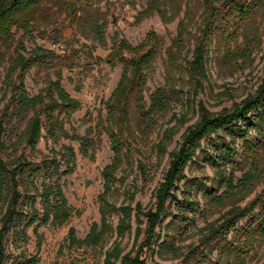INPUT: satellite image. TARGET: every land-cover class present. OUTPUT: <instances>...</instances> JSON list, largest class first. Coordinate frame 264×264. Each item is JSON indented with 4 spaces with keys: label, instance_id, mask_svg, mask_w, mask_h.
I'll return each mask as SVG.
<instances>
[{
    "label": "rangeland",
    "instance_id": "obj_1",
    "mask_svg": "<svg viewBox=\"0 0 264 264\" xmlns=\"http://www.w3.org/2000/svg\"><path fill=\"white\" fill-rule=\"evenodd\" d=\"M149 1L82 0L75 15L49 0L30 13L31 35L24 34L21 28L17 29L13 40L0 46V114L7 104L10 111L13 110L12 91L4 93L2 80L12 61L17 42L23 40L27 50L42 46L54 51V57L47 60V63L34 65L26 73L25 86L28 92L31 95L41 92L51 79L57 78V72L61 71V84L82 104L66 120L65 128L70 133L84 134L86 128L96 124L99 115H105L102 102L108 99L120 78L122 63L110 64L106 61L113 44L124 38L136 45L150 29L162 36L163 50L157 56L147 79L144 109L149 108L150 94L162 87L170 91V104L166 109L150 114V120H146L147 113L142 114L134 107V97L131 96L128 103V125L123 132L128 161L118 172L123 180L117 182L119 188L112 194V199L117 204L125 202L134 206L139 202L145 210L154 207L155 189L168 167L169 152L180 142L186 128L197 119L199 105L203 103L214 112L230 108L254 92L264 76V0H241L247 11L235 12L233 9V17L227 11L229 2L220 1L213 28L206 39L203 35V22L207 14L203 0H160L164 14L152 10L140 19ZM183 17L187 22V30L183 39L177 41L178 22ZM103 21L106 27L104 39L101 40L94 24ZM202 39H205V44L201 47L204 57L202 67L198 68L196 49ZM169 49L176 51L177 58L175 66L170 68ZM126 55L129 57L132 53L126 52ZM32 113L33 110L28 115ZM24 125L25 122H15L14 127L9 129L8 141ZM251 132L246 138L234 136L239 152L231 156L238 165L234 170V182L248 168L241 152L243 142L248 138H255V132ZM165 133L169 134L167 149L161 154L157 151V145ZM91 136L95 138L93 156L81 153L79 143L65 137L57 141L43 138L37 146L39 152L31 151L24 144L19 146L16 153L11 148L6 151L9 160L23 152L37 161L43 153H48L51 148L60 149L62 145H71L76 151V169L62 177L63 189L74 208V214L62 227H40L44 240L38 264H105V250L114 237L103 246L95 247H69L65 241L69 228L74 227L78 237L83 238L91 224L100 217L98 195L103 189L101 171L110 162L113 153L106 133H101L99 138L97 133ZM225 137L226 141L232 139V135L224 131L207 139L204 142L206 148L186 166L188 181L180 183L186 182L178 193L180 197L191 199L193 205L198 206V212L189 230L183 234L177 233L175 246L180 247V251L175 252L172 247L158 251L157 245L152 249L145 248L143 255L148 261L155 258L166 264H185L186 261L193 264L198 260L194 255H202L203 250L207 254L203 264H217L220 260L223 251L217 249L213 253L209 252L214 243L201 244L203 227L222 217L233 203L243 205L251 200L264 186L263 181H258L250 188H238L223 203H216L205 193L210 190L219 195L227 188L220 181L213 164L214 158H224L221 167H225V175H229L231 160L227 159L226 154L223 155L220 146H214L218 143L222 145ZM91 151L90 148L89 153ZM260 157L264 168V147L260 150ZM172 207L175 208L176 204L173 203ZM174 210L177 211L176 208ZM170 218L163 224L169 222ZM117 220L118 216L115 215L114 223ZM143 221L142 229L146 227V219L143 218ZM183 226L184 224H180L176 229L179 231ZM30 234L32 238L29 249L33 252L36 250V238L31 229ZM134 238V232L125 234L122 240L125 251L132 247L137 250L145 234L135 245ZM191 249L192 252L189 251ZM247 264H264V243L257 245L248 254Z\"/></svg>",
    "mask_w": 264,
    "mask_h": 264
},
{
    "label": "trees",
    "instance_id": "obj_2",
    "mask_svg": "<svg viewBox=\"0 0 264 264\" xmlns=\"http://www.w3.org/2000/svg\"><path fill=\"white\" fill-rule=\"evenodd\" d=\"M47 1L49 0H0V46L12 41L17 29L21 28L24 34L31 35L30 13ZM52 1L57 7L75 15L82 2V0ZM203 1L207 14L203 22L205 39L213 28L220 1L229 2L227 11L231 17L236 11H247L241 0ZM152 10L165 13L160 0H150L139 18L148 15ZM105 27L104 21L94 24L101 40L104 39ZM186 30L187 22L183 17L178 22L177 41L183 39ZM205 39L198 43L196 49L198 68L203 64L204 52L201 47L205 44ZM163 45L162 36L154 29H150L136 45L124 38L113 44L106 61L110 64L122 63L120 78L108 99L102 102L105 115H99L95 125L86 128L84 134H79L70 133L65 128L66 120L79 110L82 104L61 84V71L57 72L56 79H51L48 85L35 95H31L25 86L26 73L34 65L47 63V60L54 57V51L42 46L27 50L23 40L17 42L12 61L2 80L4 93L12 91L13 110L10 111L7 104L0 114V264H38L44 240L40 227H62L74 214V208L68 201L62 183V177L76 169L74 147L62 145L60 149L51 148L48 153H43L38 161L27 157L23 152L9 160L6 151L11 148L16 153L21 144L33 152H39L37 146L43 138L57 141L65 137L76 140L81 153L93 156L95 138L91 135L97 133L99 138L101 133H106L113 154L110 162L101 171L103 189L98 195L99 220L91 224L83 238L78 237L74 227L69 228L65 237L69 247L103 246L114 237L105 250V264H166L155 258L148 261L143 255L144 249H152L157 245L158 251L165 247H172L175 252L180 251L181 248L175 246L177 233L183 234L189 230L195 221L198 206L193 205L191 199L180 197L178 190L186 183L180 184L183 180L188 181L186 166L206 148L204 142L213 135L221 131L232 135L230 141H226L225 137L222 145L219 143L214 145L221 147L223 155L226 154L227 159L231 160L232 168L226 176V168L221 167L224 158L213 159L216 173L227 188L219 195L210 190L206 191L211 199L216 203H223L232 197L238 188H250L258 181H263L264 184V168L260 157V150L264 147L263 76L254 92L230 108L214 112L203 103L199 105L197 119L186 128L180 142L169 152L168 167L155 189L153 208L145 210L139 202L133 206L131 203L117 204L113 201L112 194L119 188L117 182L123 180L118 172L128 161L123 132L128 125V103L131 96L134 97V107L142 114L147 113L146 120H150V114L164 110L170 104V91L162 87L150 94L149 108L144 109L147 79L157 56L163 50ZM126 52L132 55L128 57ZM168 53V66L174 67L177 60L176 51L169 49ZM38 105L40 106L37 107ZM31 110L33 113L29 116ZM21 121L25 122L24 127L8 141L9 129L14 127L15 122ZM251 130L255 132V138L246 139L241 152L243 159L248 163V168L243 176L234 182V170L238 165L231 156L239 153L234 136L246 138L252 134ZM168 136L169 134L165 133L157 145V151L161 154L167 149ZM90 148L92 151L89 153ZM173 203L176 204L177 211L172 207ZM115 215L118 216L116 223ZM142 217L146 219L144 229ZM168 217L171 218L164 225ZM180 224L184 226L178 231L176 227ZM30 229L36 238V250L33 252L29 249L32 238ZM132 232L135 236L134 245L143 234L145 238L137 250L132 247L125 251L122 240L126 233ZM202 232H204L200 241L202 245L214 243L210 253L217 249L223 251L217 264H247L248 254L257 245L264 243V186L245 204L233 203L222 217L207 223ZM189 251L192 252L193 249ZM201 254L194 255L198 260L193 264H203L207 254L204 250ZM185 264L190 263L186 261Z\"/></svg>",
    "mask_w": 264,
    "mask_h": 264
}]
</instances>
